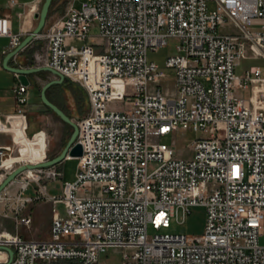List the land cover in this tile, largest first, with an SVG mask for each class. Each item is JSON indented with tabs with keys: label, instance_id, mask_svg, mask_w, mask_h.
Listing matches in <instances>:
<instances>
[{
	"label": "built area",
	"instance_id": "obj_1",
	"mask_svg": "<svg viewBox=\"0 0 264 264\" xmlns=\"http://www.w3.org/2000/svg\"><path fill=\"white\" fill-rule=\"evenodd\" d=\"M93 29L103 49L90 43ZM0 37L13 50L22 43L7 17H0ZM37 38L47 42L46 66L79 82L90 109L77 122L83 156L76 181L63 185L60 198L48 192L45 181L64 176L61 163L35 170L39 179L16 196L19 226L31 227L21 210L41 200L64 203L66 216L54 212L50 239L0 233L5 263L99 264L121 249V264H264V110L236 94L264 81L262 66L236 73L250 55L264 60V0H90L79 8L73 0ZM170 39L179 42L176 53L164 66L151 61L149 52ZM169 71L174 95L161 86ZM16 101L24 114L29 86L20 83ZM115 101L125 109H111ZM167 135L174 146L186 141L192 157L161 143ZM18 156L0 145V186L28 165ZM153 163L159 166L151 171ZM32 182L38 190L25 196ZM93 186L99 196L89 193ZM5 193L0 201L12 199ZM197 206L206 209L202 236L161 232ZM3 247L13 249L12 259Z\"/></svg>",
	"mask_w": 264,
	"mask_h": 264
},
{
	"label": "rangeland",
	"instance_id": "obj_2",
	"mask_svg": "<svg viewBox=\"0 0 264 264\" xmlns=\"http://www.w3.org/2000/svg\"><path fill=\"white\" fill-rule=\"evenodd\" d=\"M73 0H54L47 24L41 34H43L52 23L56 20L62 18L66 15L70 2ZM90 0H75V6L77 8L81 7L84 2ZM45 0L42 1L37 13L42 11ZM6 3L0 2V8L5 7ZM209 9L214 11L217 9V5L214 2L209 3ZM15 19L17 22L20 21V17L17 13V10L14 13ZM39 22V21H38ZM225 32L236 33L237 29L234 26H227L223 28ZM92 37L90 43L94 45H101L98 49H103L105 46V41L99 36L98 29H93L91 33ZM41 47L45 44V39H39ZM178 41L175 39H170L169 44L166 47L160 48L157 52L150 51L149 59L151 61L157 62L159 65L164 66L166 59L176 53V48L178 46ZM42 50V48H41ZM252 66H262L264 67V60L252 57L251 55L244 58L240 65L236 68V73L238 75H243L247 70ZM5 73V72H4ZM174 74L172 71L168 72L166 78L161 82L163 91L168 95H174L176 93V87L174 84ZM48 92L52 97L57 96L59 100L60 107L67 113V115L74 121L78 122L82 120L88 113L90 109L89 97L84 89V87L77 81L68 80L63 84L53 85ZM47 92V94H48ZM38 92L33 88L29 90L30 100H34ZM236 94L241 97L248 99L253 107L257 109L264 110V81L256 80L251 84L249 90L237 89ZM49 108V107H48ZM111 109L122 111L125 109L124 103L120 101H115L110 104ZM50 109V108H49ZM52 110V109H51ZM53 111V110H52ZM71 114V116L69 115ZM37 121L40 123L41 129L46 130L49 136V147L50 150L47 154V158L53 159L56 156L60 155L61 152L67 146L74 129L71 125L63 121L57 114H40L37 115ZM36 130V129H35ZM200 137L199 134L194 135L191 133V140L194 138ZM4 137L0 135V139ZM161 143L172 146L177 150L179 156L190 158L193 155L192 149L188 147L187 142L179 140L176 146L173 145L172 135H167L160 139ZM48 159V160H49ZM79 160L77 158L67 159L62 164V170L64 171V176L56 181H45L47 184L49 193L58 198L63 196V185L66 182H75L78 174ZM159 166L158 163H153L150 165L151 171L156 169ZM24 174H21L14 182H12L4 191H6V196L11 197L12 199H6L0 201V233L7 232L13 234H20L26 239H29L26 236V233L23 231L22 227L17 223V208H20V204L16 199V196L21 193L22 186L25 182L29 181ZM35 190H38V187L34 182L29 185V188L25 191V196L35 195ZM91 195L99 196L100 189L97 186L90 188ZM46 200H41L35 202L32 205H26V207L21 210V214L27 215L37 207V203H44ZM49 212H59L62 216H66V206L64 203H58L54 205L52 202H49ZM38 227L40 228L41 236L51 238V234L47 233L45 227V221L47 220L46 213L43 211L38 212ZM206 226V209L204 207H193L190 215L187 217L184 216V213L181 211L178 216L173 220L172 225L167 230H162L161 232H168L170 234H183L189 237H199L204 234ZM28 230L30 227H26ZM151 233H153L151 229ZM261 243L264 245V238L261 239ZM125 251L121 249H110L107 253L103 254L100 259L99 264H121ZM7 258L3 262L6 261Z\"/></svg>",
	"mask_w": 264,
	"mask_h": 264
},
{
	"label": "crops",
	"instance_id": "obj_3",
	"mask_svg": "<svg viewBox=\"0 0 264 264\" xmlns=\"http://www.w3.org/2000/svg\"><path fill=\"white\" fill-rule=\"evenodd\" d=\"M35 1L16 0L17 4L12 5L9 0H0L2 4L6 3L5 7L0 8V17H7L11 20L13 33L22 34V41L36 29L39 23L35 17L37 13L29 12ZM16 10L21 18L19 22L16 21L14 16ZM12 51L11 39L9 37H0V135L4 137L0 139V145L12 146L16 154L19 155L18 157L33 156L36 161L43 162L44 159H49L47 158V154L50 150V141L46 130L41 129L40 123L37 121V115L54 114L42 101L41 92L43 87L49 81L56 79V77L46 71L30 74L31 85L29 86V90L34 88L38 94L31 103L28 102L26 112L19 114L16 89L21 82L15 73L8 71L4 67L5 59ZM47 62V42L45 40L44 46L41 47V43L37 38L18 56L13 57L9 65L26 68L43 67L47 65ZM48 97L60 107L57 96L52 97L48 92ZM69 115L71 116V114ZM41 211L46 213L47 220L45 221V227L47 233L51 234L54 212H49V201H46L44 203H37V207L27 214L31 216L32 224L29 230L25 226L22 229L24 228L23 231L29 239H50L42 237L40 228L38 227L37 213ZM2 254L6 257V254Z\"/></svg>",
	"mask_w": 264,
	"mask_h": 264
},
{
	"label": "water",
	"instance_id": "obj_4",
	"mask_svg": "<svg viewBox=\"0 0 264 264\" xmlns=\"http://www.w3.org/2000/svg\"><path fill=\"white\" fill-rule=\"evenodd\" d=\"M54 0H45L42 11L40 13L36 14V19L39 21L36 29L28 35L22 43L15 49L13 50L5 59L4 62V67L12 72L15 73L21 82V84L25 86H30L31 81L29 79L30 74H35L39 73L42 71H46L51 73L56 77V79L49 81L42 89L41 92V98L42 101L46 106H48L50 109L53 110L55 114H57L63 121L71 125L74 129V132L65 147V149L61 152L60 155L56 156L53 159L46 160L41 163L37 164H28V165H23L20 166L18 169H16L13 173H11L5 181L2 183L0 186V193H2L12 182H14L21 174L25 173L27 170H38V169H44V168H49L53 167L56 165H59L63 162H65L69 157L71 158H79L83 156V146L81 143L77 142V138L79 136V126L76 122H74L68 115L65 113L63 109H61L58 105L53 103L49 97H48V90L56 84H63L66 81V77L59 73L58 71L48 67V66H43V67H12L9 65L10 60L18 56L25 48H27L37 37L41 34L43 29L45 28L47 24V20L49 17L50 9L53 4ZM6 251L9 252L11 259L14 256V251L10 247H3ZM0 264H11V262L8 263H0Z\"/></svg>",
	"mask_w": 264,
	"mask_h": 264
},
{
	"label": "bare ground",
	"instance_id": "obj_5",
	"mask_svg": "<svg viewBox=\"0 0 264 264\" xmlns=\"http://www.w3.org/2000/svg\"><path fill=\"white\" fill-rule=\"evenodd\" d=\"M18 158H21L23 160H26L28 162V164H34V163H41L39 161H36V159L33 157V156H28V157H18ZM68 159H72L71 157H69ZM26 175L27 177L30 179V180H38L39 177L38 175L36 174L35 170H27L26 171ZM25 186V185H24ZM2 253L4 252H0V263H5L3 262L5 260V258H7V256L5 257ZM6 254V253H4Z\"/></svg>",
	"mask_w": 264,
	"mask_h": 264
}]
</instances>
